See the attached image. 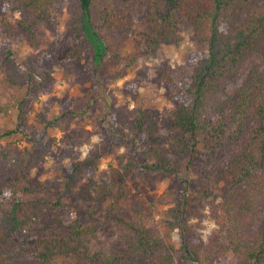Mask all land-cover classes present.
<instances>
[{
    "label": "trees",
    "instance_id": "1",
    "mask_svg": "<svg viewBox=\"0 0 264 264\" xmlns=\"http://www.w3.org/2000/svg\"><path fill=\"white\" fill-rule=\"evenodd\" d=\"M67 2L72 7L65 29L80 40L60 62L66 69L88 47L98 73L107 36L119 32L126 38L133 28L131 14L140 6L145 13L136 44L142 55L176 41L186 21L193 42L205 51L189 54L190 71L177 82L168 69L154 80L157 86L177 87L174 107L164 112L170 147L179 157L201 144L206 161L216 159L225 145L232 153L215 171L204 173L205 186L198 190L202 198L167 187L157 202L173 205L153 214L128 204L127 181L137 169L154 172L155 182L178 177L177 161L166 158L156 111L145 108L140 94L133 95L131 109L101 110L104 135L123 151L115 157L117 166L99 171L96 179L78 176L83 166L78 162L60 183L34 181L33 153L13 151L18 169L11 181L0 184V264H174L175 255L189 264L218 259L264 264V0H0V35H20L37 48L43 43L39 25L55 30ZM48 61L46 54L20 56L1 47L0 115L16 110L23 125L26 105L38 94L52 93ZM18 125L0 128V140L19 132ZM110 152L92 156L94 171ZM70 155L69 149L62 154ZM219 175L222 184L215 191L210 184ZM76 194L89 207L75 206V218L67 219L64 200ZM197 201L209 207L215 228L204 243L191 245L188 238L201 228L200 220L191 222L193 216L201 218L191 208Z\"/></svg>",
    "mask_w": 264,
    "mask_h": 264
},
{
    "label": "rangeland",
    "instance_id": "2",
    "mask_svg": "<svg viewBox=\"0 0 264 264\" xmlns=\"http://www.w3.org/2000/svg\"><path fill=\"white\" fill-rule=\"evenodd\" d=\"M70 3H65L64 9L58 14L55 30L39 25L38 31L43 43L37 48H30L20 35H0V49L8 46L20 56L28 52L39 57L46 54L49 57L48 64L52 63L55 81L50 95L38 94L26 105L23 125H18L16 110L0 115V128L14 129L18 125L20 129L16 134L0 140V184L11 181L18 169L13 151L22 152L24 149L30 150L36 158L31 170L34 181L60 183L63 173L78 162H83L78 176L85 179H96L99 171L115 168V157L122 153L123 148L116 149L115 144L110 143L108 136L104 135L103 129L107 123L101 119V110L110 106L131 109L133 95L140 94L145 108L156 111L159 124L157 135L161 138V147L166 158L177 161L175 170L178 177L171 175L155 182L154 172L137 169L131 181H127L128 204H134L135 208L144 206L154 214L155 210H163L173 205L157 202L158 196L167 187L185 188L187 194L199 196L198 190H203L205 186L202 181L204 173L215 171L216 166L222 164L232 150L229 145H225L216 159L206 161L200 144L191 155L176 157L175 150L170 147L171 131L167 128L164 112L174 107L177 87L157 86L154 80L162 70L168 69L177 82L190 71L189 54L204 52L205 46L193 42L190 26L183 20L176 41H166L158 45L153 53L142 55L136 44L145 13V7L140 6L131 14L133 28L126 38H122L119 32H112L107 36L106 43L104 42L107 51L98 73L94 71L92 54L88 47H83L80 60L70 63L66 69L60 62L80 40L65 29L71 13ZM38 63L40 67L48 68L45 60H39ZM237 84L239 81L229 84L227 89ZM69 133L72 134L70 140L66 137ZM67 149L71 150V155L63 157L62 154ZM110 149L107 157L99 158L97 170L94 171L90 162L92 156L95 153L102 155ZM3 152L6 157L2 156ZM214 180L215 184L210 185L217 191L222 184L221 175ZM199 197L202 198L201 195ZM191 198L189 197L190 200ZM64 202L63 215L67 219L75 218L76 207L82 211L89 207L77 194L67 197ZM191 208L201 216L200 219L193 216L191 222L200 220L201 228L190 235L188 240L191 245H198L209 238L215 226L210 209L204 201L193 202ZM173 239H179L177 230L173 233ZM174 264L189 263L175 255ZM213 264H229V259H218Z\"/></svg>",
    "mask_w": 264,
    "mask_h": 264
}]
</instances>
